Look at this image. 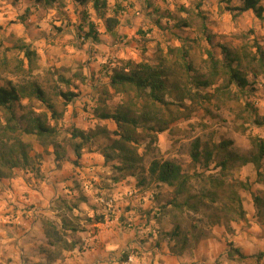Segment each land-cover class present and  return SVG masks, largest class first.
<instances>
[{
  "label": "clouds",
  "instance_id": "obj_1",
  "mask_svg": "<svg viewBox=\"0 0 264 264\" xmlns=\"http://www.w3.org/2000/svg\"><path fill=\"white\" fill-rule=\"evenodd\" d=\"M0 264H264V0H0Z\"/></svg>",
  "mask_w": 264,
  "mask_h": 264
}]
</instances>
